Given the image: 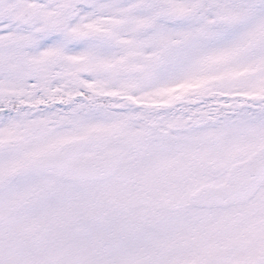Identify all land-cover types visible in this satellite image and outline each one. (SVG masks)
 I'll use <instances>...</instances> for the list:
<instances>
[{"label": "snow or ice", "instance_id": "6c2138e0", "mask_svg": "<svg viewBox=\"0 0 264 264\" xmlns=\"http://www.w3.org/2000/svg\"><path fill=\"white\" fill-rule=\"evenodd\" d=\"M0 264H264V0H0Z\"/></svg>", "mask_w": 264, "mask_h": 264}]
</instances>
